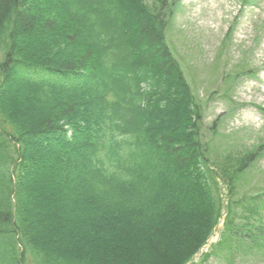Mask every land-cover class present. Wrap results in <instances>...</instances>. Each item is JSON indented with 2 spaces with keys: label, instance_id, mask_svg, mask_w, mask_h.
<instances>
[{
  "label": "trees",
  "instance_id": "1",
  "mask_svg": "<svg viewBox=\"0 0 264 264\" xmlns=\"http://www.w3.org/2000/svg\"><path fill=\"white\" fill-rule=\"evenodd\" d=\"M151 1L0 0V264H194L225 210L201 263L264 264V194H238L258 152L211 156L178 0ZM41 173L65 230L39 226Z\"/></svg>",
  "mask_w": 264,
  "mask_h": 264
},
{
  "label": "rangeland",
  "instance_id": "2",
  "mask_svg": "<svg viewBox=\"0 0 264 264\" xmlns=\"http://www.w3.org/2000/svg\"><path fill=\"white\" fill-rule=\"evenodd\" d=\"M46 1L39 0V5ZM168 43L204 104L202 134L211 156L257 151L256 162L241 178L238 194L264 193V0H181ZM29 115L26 110L25 116ZM44 178L33 195L40 207L39 226L51 220L65 230L73 209L55 191L50 177L41 173L39 180ZM226 193L223 186L224 197ZM53 202L58 209L46 213ZM222 231L221 223L212 244L219 242ZM201 255L194 264H227L220 257L201 263ZM244 262L255 264L250 258Z\"/></svg>",
  "mask_w": 264,
  "mask_h": 264
},
{
  "label": "bare ground",
  "instance_id": "3",
  "mask_svg": "<svg viewBox=\"0 0 264 264\" xmlns=\"http://www.w3.org/2000/svg\"><path fill=\"white\" fill-rule=\"evenodd\" d=\"M203 26L205 27L206 26V23H203Z\"/></svg>",
  "mask_w": 264,
  "mask_h": 264
}]
</instances>
